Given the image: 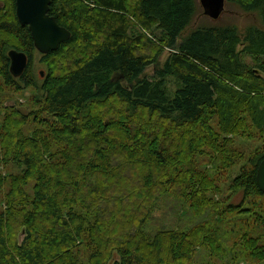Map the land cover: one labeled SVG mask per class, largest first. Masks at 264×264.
Segmentation results:
<instances>
[{
	"label": "trees",
	"instance_id": "obj_1",
	"mask_svg": "<svg viewBox=\"0 0 264 264\" xmlns=\"http://www.w3.org/2000/svg\"><path fill=\"white\" fill-rule=\"evenodd\" d=\"M225 4L260 26L182 36L197 0H50L70 38L38 80L0 0V264H264V0Z\"/></svg>",
	"mask_w": 264,
	"mask_h": 264
},
{
	"label": "water",
	"instance_id": "obj_2",
	"mask_svg": "<svg viewBox=\"0 0 264 264\" xmlns=\"http://www.w3.org/2000/svg\"><path fill=\"white\" fill-rule=\"evenodd\" d=\"M15 15L21 27H27L33 46L37 53L46 55L56 51L62 43L70 38V32L61 27L56 20L48 14L50 0H14ZM204 16L217 21L224 11L226 0H197ZM9 72L15 78L20 77L28 64L25 53L10 50ZM40 76L43 73L40 72ZM256 184L261 193H264V159L260 161L256 170Z\"/></svg>",
	"mask_w": 264,
	"mask_h": 264
},
{
	"label": "rangeland",
	"instance_id": "obj_3",
	"mask_svg": "<svg viewBox=\"0 0 264 264\" xmlns=\"http://www.w3.org/2000/svg\"><path fill=\"white\" fill-rule=\"evenodd\" d=\"M211 24H229V25H233L238 29V32L240 34L243 33L244 29L250 25L253 26H260V20L258 18V16L256 14H245L240 12L238 9H236L233 6H229L227 4H225L224 7V11L221 14L220 18L217 21H213L210 18L206 17L203 15L201 8L199 7V12L196 15V17L194 18L192 24L186 29V31L182 34V36L188 34L192 29H194L196 26H207V25H211ZM168 51L164 52V54L160 57L159 60V65H162V63L165 61V59L168 56ZM32 72L33 74L36 76V78L39 80L41 78H43L44 74L42 77H39L38 74L40 72H44V66L39 64V54L35 53L33 56V65H32ZM153 73V67H148L145 71V74L148 76H151ZM30 92L25 89L23 92V95L21 97H16L14 99H8L7 101H5V106H15L16 108L25 109V101L26 98L29 97ZM12 170V168L9 167H2L0 168V172L1 173H5V171H10ZM241 199L240 195H237L233 202L235 204H238L239 201ZM165 199H160L158 204H157V208L155 210V218L157 220H159L160 216L163 214L168 213L169 211L167 210V207L165 206L166 203H164ZM171 203H174L175 201L170 199ZM23 238V235L21 234L19 236V240H21ZM115 261H118V259L116 258V256L114 257L113 260H111L108 264H114ZM207 262V261H206ZM200 264V262H199Z\"/></svg>",
	"mask_w": 264,
	"mask_h": 264
},
{
	"label": "bare ground",
	"instance_id": "obj_4",
	"mask_svg": "<svg viewBox=\"0 0 264 264\" xmlns=\"http://www.w3.org/2000/svg\"><path fill=\"white\" fill-rule=\"evenodd\" d=\"M12 7V6H11ZM173 133V132H172Z\"/></svg>",
	"mask_w": 264,
	"mask_h": 264
}]
</instances>
